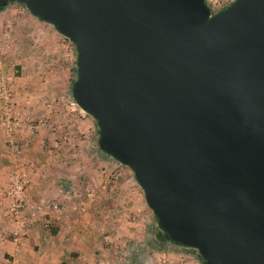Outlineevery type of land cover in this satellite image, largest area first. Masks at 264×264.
Listing matches in <instances>:
<instances>
[{
    "label": "water",
    "instance_id": "water-1",
    "mask_svg": "<svg viewBox=\"0 0 264 264\" xmlns=\"http://www.w3.org/2000/svg\"><path fill=\"white\" fill-rule=\"evenodd\" d=\"M9 3L72 44L70 97L157 237L200 264H264V0Z\"/></svg>",
    "mask_w": 264,
    "mask_h": 264
},
{
    "label": "crops",
    "instance_id": "crops-1",
    "mask_svg": "<svg viewBox=\"0 0 264 264\" xmlns=\"http://www.w3.org/2000/svg\"><path fill=\"white\" fill-rule=\"evenodd\" d=\"M22 110L13 107L20 118ZM46 134L40 126L31 134L22 123L10 143L0 129V187L15 165L27 177V202L18 218L7 212V200L0 201V264H122L124 252L103 249L114 242L117 225L131 242L155 234L141 193L113 180L91 137L58 143ZM114 192L126 220L106 201Z\"/></svg>",
    "mask_w": 264,
    "mask_h": 264
},
{
    "label": "rangeland",
    "instance_id": "rangeland-1",
    "mask_svg": "<svg viewBox=\"0 0 264 264\" xmlns=\"http://www.w3.org/2000/svg\"><path fill=\"white\" fill-rule=\"evenodd\" d=\"M6 6L7 10L0 13V25H9L11 42L9 49L0 57V88L4 87L11 93L13 107L17 104L23 106V117L14 115L21 124L31 127V134L37 126L42 127L49 137L48 142L59 143L71 137L84 141L91 137L95 142L92 119L70 103L69 89L74 67L72 44L51 25L31 16L21 4L9 3ZM0 129L4 134L1 126ZM104 160L113 180L127 182L141 193L127 167L106 155ZM116 194L112 193L106 201L114 208L112 211L116 217L121 215V219L126 220L127 215H122L123 203L119 202ZM129 227L133 229V226ZM124 231L117 225L113 230L116 234L114 242H107L103 248L109 252L113 246V249L124 252L122 264H200L194 250L170 243L155 245L152 242L154 233L151 232L131 242V238L123 236Z\"/></svg>",
    "mask_w": 264,
    "mask_h": 264
},
{
    "label": "built area",
    "instance_id": "built-area-1",
    "mask_svg": "<svg viewBox=\"0 0 264 264\" xmlns=\"http://www.w3.org/2000/svg\"><path fill=\"white\" fill-rule=\"evenodd\" d=\"M211 12L225 6L229 0H204ZM11 42L10 27L6 23L0 25V57L9 49ZM75 106L74 102H70ZM21 122L14 115L13 100L11 93L4 87L0 88V126L2 127L7 141L13 142L16 130ZM29 130L31 129L28 126ZM16 149H13L15 151ZM26 183L27 177L24 171L17 165L9 172L7 183L0 187V201L7 200V212L11 217L18 218L26 205Z\"/></svg>",
    "mask_w": 264,
    "mask_h": 264
},
{
    "label": "trees",
    "instance_id": "trees-1",
    "mask_svg": "<svg viewBox=\"0 0 264 264\" xmlns=\"http://www.w3.org/2000/svg\"><path fill=\"white\" fill-rule=\"evenodd\" d=\"M3 9V8H2ZM1 9V10H2ZM72 72H73V77H74V67L72 68ZM71 81H72V79L70 80V84H71ZM93 125H94V122H93ZM94 130H95V135H96V137H95V142H96V138H97V130H96V127H95V125H94ZM96 144V143H95ZM96 146V145H95ZM97 151H98V149H97ZM99 152V151H98ZM100 153V152H99ZM157 230H156V228H155V234L153 235L154 236V238L152 239V242H153V244L155 243V245H158V244H161V243H164L160 238H158L157 237ZM158 248V247H157ZM189 250H192V249H189ZM193 251V250H192ZM194 253H195V255H196V257H197V259L198 260H200L199 259V257H198V255L196 254V252L195 251H193ZM200 262V261H199Z\"/></svg>",
    "mask_w": 264,
    "mask_h": 264
}]
</instances>
